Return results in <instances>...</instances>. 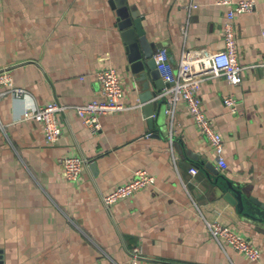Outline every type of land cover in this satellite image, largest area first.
I'll use <instances>...</instances> for the list:
<instances>
[{
  "label": "crops",
  "instance_id": "1",
  "mask_svg": "<svg viewBox=\"0 0 264 264\" xmlns=\"http://www.w3.org/2000/svg\"><path fill=\"white\" fill-rule=\"evenodd\" d=\"M254 1V10L235 18L241 82L219 75L200 83L204 110L223 138L225 165L218 168L185 101L172 117L163 101L149 125L140 100L145 88L128 67L111 0H0V69L8 68L13 85L26 89L0 96V264H128L131 245L141 247L144 262L264 264V231L214 183L226 177L264 202V0ZM126 2L142 16L155 50L167 48L175 70L184 49L225 46L226 5ZM102 66L119 72L122 101L132 107L101 115V129L92 133L73 105L101 96L96 71ZM225 95L235 97V110L224 103ZM53 99L67 107L60 114L61 137L50 144L43 123L25 112ZM63 155L88 159L78 179L64 177L58 161ZM138 168L155 175L154 184L106 208L101 195L131 180ZM209 221L248 237L260 257L217 241Z\"/></svg>",
  "mask_w": 264,
  "mask_h": 264
},
{
  "label": "built area",
  "instance_id": "2",
  "mask_svg": "<svg viewBox=\"0 0 264 264\" xmlns=\"http://www.w3.org/2000/svg\"><path fill=\"white\" fill-rule=\"evenodd\" d=\"M219 5L228 6L227 20L222 25L224 48L210 51L208 49H184L180 55L177 70L170 60L166 47H158L153 54L156 68L161 78L166 83L158 96L165 102V113L171 117L175 113L177 103L185 101L186 108L194 118L201 132L207 137L209 144L217 155V167L225 165L224 143L222 135L214 128L213 122L204 110L199 93L200 83L207 77L223 75L232 84H238L242 80L243 65L238 59L237 31L235 18L241 13L254 10V0H212ZM264 40V27L261 31ZM96 80L100 97H95L73 107L82 118L83 123L95 133L101 129L100 116L114 113L132 107L122 101L124 95L123 81L119 72L112 66H102L96 71ZM0 85L6 87L0 90V96L6 92L21 95L25 88L13 85L12 75L8 68L0 69ZM224 103L235 110L236 99L232 95H225ZM141 105L140 104H137ZM67 105L57 99L45 104H36L25 112V117L39 120L43 123L45 139L47 143L55 144L61 137L60 114ZM156 117V111L152 114ZM62 173L67 180L73 181L79 178L82 169L87 165L88 159L82 155H63L58 159ZM198 166L190 167L192 173L198 171ZM155 175L145 168L135 170L134 177L126 182L118 184L111 191L103 193L101 200L106 208L120 198L128 197L135 191L154 184ZM209 230L212 236L220 243L226 242L236 251L247 255L251 259L260 257V249L251 240L237 233L229 225L219 221H209ZM128 264H184L172 260L142 261L143 251L139 245L127 247ZM97 264H119L115 261Z\"/></svg>",
  "mask_w": 264,
  "mask_h": 264
},
{
  "label": "water",
  "instance_id": "3",
  "mask_svg": "<svg viewBox=\"0 0 264 264\" xmlns=\"http://www.w3.org/2000/svg\"><path fill=\"white\" fill-rule=\"evenodd\" d=\"M111 1L116 9L117 25L127 45L128 67L137 74L138 80L143 82L145 88V91L140 95V100L144 103V114L148 118L149 125L152 126L154 119L159 116L163 104V99L158 96V93L166 86L153 58L156 51L155 46L146 37L142 16L138 11L131 9L126 0ZM148 76L154 81V88H150ZM154 111H156L155 118L152 117ZM207 166L218 173L212 164L207 163ZM222 179L217 177L214 180L217 192L235 204L247 221L264 231V202L253 196L247 187L232 182L226 177Z\"/></svg>",
  "mask_w": 264,
  "mask_h": 264
}]
</instances>
